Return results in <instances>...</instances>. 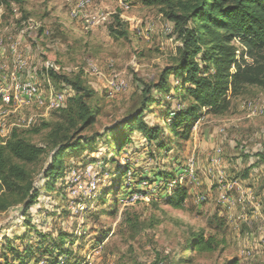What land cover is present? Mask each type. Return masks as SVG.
Masks as SVG:
<instances>
[{
	"label": "rangeland",
	"instance_id": "1",
	"mask_svg": "<svg viewBox=\"0 0 264 264\" xmlns=\"http://www.w3.org/2000/svg\"><path fill=\"white\" fill-rule=\"evenodd\" d=\"M179 44L160 6L142 0L0 4L2 142L17 129L45 147L76 93L64 76H81L96 111L80 133L93 139L65 151L57 177L44 174L50 144L31 167L29 208L31 197L0 186V264H264V88L247 87L221 113L202 109L183 140L166 127L188 103L170 75L140 117L157 135L145 137L138 120L105 135L140 105L142 83L173 65ZM28 81L38 99L25 102ZM174 180L185 191L178 206L167 201ZM200 232L221 241L213 252L186 249Z\"/></svg>",
	"mask_w": 264,
	"mask_h": 264
},
{
	"label": "trees",
	"instance_id": "2",
	"mask_svg": "<svg viewBox=\"0 0 264 264\" xmlns=\"http://www.w3.org/2000/svg\"><path fill=\"white\" fill-rule=\"evenodd\" d=\"M23 0H0V4L22 2ZM145 5L160 6L178 34L180 44L174 63L161 70L155 82L142 83L141 103L123 120L105 128L114 133L122 126L139 121L145 137L157 135L158 126L149 127L140 118L146 110L155 104L153 91L162 95L169 87L168 77L181 79L183 90L179 98L187 104L171 113L166 124L169 132L185 140L191 129L190 121L195 120L204 109V113L218 114L226 111L231 98L241 94L249 86L264 88V0H142ZM119 24V22H118ZM113 30L110 26V30ZM242 45L243 57L235 60L236 47L232 40ZM233 66V70H231ZM64 80L76 91L65 107L58 109L60 124L51 128L44 143L50 144V163L44 174L50 179L61 173V157L65 151L79 145L81 140L89 141L80 133L94 122L96 111L88 102L89 89L79 74ZM174 90L178 86H172ZM124 123V124H123ZM51 124V123H50ZM49 124V125H50ZM48 124L44 123V126ZM34 132L37 128L30 129ZM155 137V136H154ZM153 138V137H152ZM129 139L123 136L122 142ZM44 146L24 137L21 131L13 129L4 142L0 136V186L2 194L12 193L24 198L31 197L24 206L27 209L38 196L33 186L31 167L41 160L46 152ZM116 149V145H115ZM185 195L184 188L173 189L167 201L178 206ZM221 243L214 235L204 236L202 232L193 234L186 247L202 253L213 252Z\"/></svg>",
	"mask_w": 264,
	"mask_h": 264
},
{
	"label": "built area",
	"instance_id": "3",
	"mask_svg": "<svg viewBox=\"0 0 264 264\" xmlns=\"http://www.w3.org/2000/svg\"><path fill=\"white\" fill-rule=\"evenodd\" d=\"M125 5L127 7V3ZM234 42H235V45L239 44L236 40ZM241 49H242L241 44H240V46H236L235 60L239 61L240 58L243 57L246 61H248L247 59H250V58L247 57L245 54H242ZM22 87H23V90H22L21 94H19V98H21L22 101L30 102V101H34L33 98L38 99V96H37L38 87L36 86V84L34 82L28 81L25 84H23ZM9 97H10L9 94L2 95V99L5 101H8ZM50 103H51V100H50ZM168 184L170 185L169 189L171 190V189H173L174 185H176V184L180 185V180H174L171 183H166L165 185H168Z\"/></svg>",
	"mask_w": 264,
	"mask_h": 264
}]
</instances>
